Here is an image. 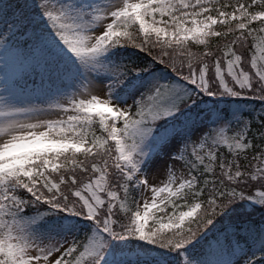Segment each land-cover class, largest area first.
Segmentation results:
<instances>
[{
	"label": "snow or ice",
	"instance_id": "obj_1",
	"mask_svg": "<svg viewBox=\"0 0 264 264\" xmlns=\"http://www.w3.org/2000/svg\"><path fill=\"white\" fill-rule=\"evenodd\" d=\"M0 264H264V0H0Z\"/></svg>",
	"mask_w": 264,
	"mask_h": 264
},
{
	"label": "rangeland",
	"instance_id": "obj_2",
	"mask_svg": "<svg viewBox=\"0 0 264 264\" xmlns=\"http://www.w3.org/2000/svg\"><path fill=\"white\" fill-rule=\"evenodd\" d=\"M214 26L215 25H213V28H214ZM163 36H164V34H163ZM166 38H168V37H166ZM30 81H36V82L39 81V76L37 75L35 77H32V76L27 77V83H30ZM28 85L30 87L34 86V82H32V83H30ZM50 99L54 100L55 97H50ZM100 110L101 111H105V112L107 111L104 108H101ZM109 115H116V113H109ZM39 119L60 120V119H67V116L63 112H60L58 110H54V111H52L51 113H49L47 115L39 117ZM98 129H99V127H98ZM196 135H199V133L197 132ZM157 163H159V161ZM155 168H156V165L154 164L153 168L149 171V175H148L149 184L150 185H154V186H163V182L166 181V179H167V174L165 172H160V173H157L156 175H153V172H154ZM173 169H174V174L178 178H181L182 176H186V172L184 171V169L182 168V166H181V164L179 162L176 163L175 165H173ZM83 195L89 196L90 194L85 192V193H83ZM162 195L166 196L167 194L165 193V194H162ZM146 196H147V198L149 200H151L152 193L150 191H148V192H146ZM139 199H140V196H139ZM160 199H161V197H157V204L158 205L160 204ZM142 203H143V200H141V205H142ZM186 210H188V209H186ZM153 218H154L153 215L149 216V219L146 222L145 227H146L147 224H150L149 222H152ZM169 223H170V221L168 219L160 220V221L154 223L152 228L159 229L162 232H168V231L174 230L173 228L166 227V225H168ZM185 224H187V221L185 222ZM257 256H258V253H257Z\"/></svg>",
	"mask_w": 264,
	"mask_h": 264
},
{
	"label": "trees",
	"instance_id": "obj_3",
	"mask_svg": "<svg viewBox=\"0 0 264 264\" xmlns=\"http://www.w3.org/2000/svg\"><path fill=\"white\" fill-rule=\"evenodd\" d=\"M245 2H247V0H245ZM159 26H162V25H159ZM253 27H259V23L258 22H253L252 24ZM234 27V25H233ZM214 29L217 30V31H226L227 28L226 26H223V25H215L214 26ZM231 37H228V38H216V37H212L210 38V48L209 49H205L201 46H196V45H193L192 48L190 50L192 51H200V52H203V51H207V50H211V51H217V46H221L223 45L224 42H226L227 39H230ZM123 39V38H122ZM153 39L155 40V36H153ZM161 40L163 39H166V37L163 36V33L161 34V37H160ZM143 40V35L140 34L139 36L136 37L135 41L136 43H139V42H142ZM191 43V42H189ZM249 43H251V40L249 41ZM135 51H138V49H135V48H132L131 46L128 47V52H135ZM246 56L248 57V63L244 65L245 69L247 70L248 68H250V57H251V52H246ZM158 67V70H163V66H157ZM174 78V77H173ZM246 103H248L249 105H252V106H255V107H259L260 105V102L258 100H248L246 101ZM230 106V103H220L219 104V107L220 108H228ZM96 131V134L99 136L100 135V130L98 129V125H97V128L95 129ZM87 182V181H85ZM255 191V190H253ZM85 193V192H84ZM83 194V193H82ZM122 195V193H121ZM135 195L137 196V199H139V193H135ZM187 208L183 209V210H186ZM170 210V209H169ZM256 218L258 219V214L256 216ZM165 219H168L167 217L165 216H162V214H160L159 212H157L155 215H154V218L152 219V222H149L150 224H148V227H151L153 226V221H160V220H165ZM173 230L171 231H168V232H163L165 234H170ZM260 254H258V257H259Z\"/></svg>",
	"mask_w": 264,
	"mask_h": 264
}]
</instances>
